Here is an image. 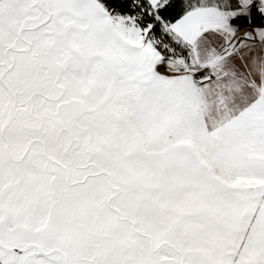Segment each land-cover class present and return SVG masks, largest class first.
Listing matches in <instances>:
<instances>
[{
    "label": "snow or ice",
    "instance_id": "6c2138e0",
    "mask_svg": "<svg viewBox=\"0 0 264 264\" xmlns=\"http://www.w3.org/2000/svg\"><path fill=\"white\" fill-rule=\"evenodd\" d=\"M0 264H264V0H0Z\"/></svg>",
    "mask_w": 264,
    "mask_h": 264
}]
</instances>
